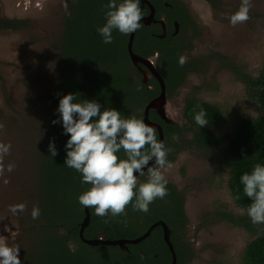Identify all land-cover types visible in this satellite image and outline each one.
Here are the masks:
<instances>
[{"label": "trees", "instance_id": "obj_1", "mask_svg": "<svg viewBox=\"0 0 264 264\" xmlns=\"http://www.w3.org/2000/svg\"><path fill=\"white\" fill-rule=\"evenodd\" d=\"M156 12V18L164 17L168 27L177 21L180 27L191 23L186 5L178 1L147 0ZM212 8L220 0H205ZM109 0H70L66 15L54 24L56 35L51 48L56 55L53 84L43 96L35 97L32 104L46 102L45 120L39 119L36 134L34 159L28 165L31 186L30 198L33 207H38V219L26 218V234L31 242L24 256L25 264H169L170 258L160 235L154 232L143 242L128 246L122 251L116 246L84 244L78 237V224L83 220V205L78 197L91 185L82 183V175L64 164L67 150L66 134L57 111L59 100L66 94H74V103L85 100L96 101L101 111L115 109L122 118L141 119L144 106L159 92L154 80L148 82L149 89L141 82L140 74L131 66L126 51L128 35L113 30V42L103 43L97 29L106 23L104 5ZM122 0H116L121 3ZM164 4L170 7H165ZM141 10L147 13L144 7ZM29 27L25 20L0 18V32H16ZM169 32V30H167ZM159 26L144 27L136 31L133 52L144 59L153 58L154 64L164 80L167 95L185 85L187 75L192 72L189 63L179 64L181 56L191 50L190 44L179 33L167 34L158 39ZM225 60V59H224ZM227 61V60H226ZM236 81L244 88L247 98L258 108L256 117H243L227 129L222 128L223 116L220 108L208 101L190 96L184 99L181 108L182 128L176 125L173 131H165L167 142L182 133L190 134L191 143L216 160L227 177V191L231 202H220L211 216V222H223L230 229L241 231L249 238L243 247L239 264H264V224L253 225L247 215L251 200L244 196L240 176L251 173L254 166L264 165V61L254 77L250 72L232 68ZM45 109V108H44ZM203 109L209 123L199 127L195 116ZM155 117L150 114V119ZM76 117L74 116V119ZM57 123L53 124L52 121ZM182 140V139H181ZM53 142L58 155L52 157L48 150ZM120 159H126L121 150ZM142 183V182H141ZM239 195L240 199L235 197ZM135 201L133 200V203ZM183 196L173 186L168 187L166 200L156 199L149 205L147 213L126 208V216L98 217L89 207V224L83 231L85 240L106 241L130 240L158 219L168 222L183 220ZM25 219V217H22ZM107 221V222H106ZM177 253L178 264H185L191 253Z\"/></svg>", "mask_w": 264, "mask_h": 264}, {"label": "rangeland", "instance_id": "obj_2", "mask_svg": "<svg viewBox=\"0 0 264 264\" xmlns=\"http://www.w3.org/2000/svg\"><path fill=\"white\" fill-rule=\"evenodd\" d=\"M177 1L186 5L193 24L183 28V35L191 41L186 58L192 61L193 70L167 102L166 117L182 126L181 108L190 96L217 105L223 129L243 117H256L258 108L247 98L232 68L254 77L262 68L264 0H252L250 20L235 27L228 17L239 9L241 0H220L215 8L205 0ZM65 4L68 8L69 0H0V18L29 24L20 31L0 32V123L4 124L0 143L11 144L10 154L4 158L5 168L15 165L12 172L5 171L0 177V238L8 246H19L21 264H25L23 258L31 242L25 230L33 209L30 191L34 182L28 165L35 157L34 130L37 132L39 119L47 118V103L31 102L53 84L56 55L50 42L57 34L53 33L57 31L54 24L67 12ZM181 139L182 149L172 167L161 171L185 195L188 223L184 240L196 252L191 264H239L249 238L223 222H211L217 204L231 202L226 174L216 160L191 143L189 133H182ZM20 203L26 210L13 215L9 206Z\"/></svg>", "mask_w": 264, "mask_h": 264}, {"label": "clouds", "instance_id": "obj_3", "mask_svg": "<svg viewBox=\"0 0 264 264\" xmlns=\"http://www.w3.org/2000/svg\"><path fill=\"white\" fill-rule=\"evenodd\" d=\"M64 7L67 8V4ZM252 7V0H241L239 9L228 17L229 23L235 27L249 21ZM104 8L107 9L106 23L97 29L103 43L113 42V30L129 35L140 29V21L144 17L140 0H122L119 4L116 0H109ZM186 62L187 58L181 56L179 64L183 66ZM74 99V94L64 95L59 100L57 111L64 132L69 134L64 164L81 173L82 183L91 185L78 197L79 203L94 208L98 217H106L109 213L112 217L126 216V208L130 204L133 211L147 213L151 203L168 195V181L161 170L172 167L167 159L169 149L163 141H158L157 130L140 119L122 118L115 109L101 111L96 101L74 103ZM195 122L199 127L209 123L203 109L195 116ZM3 130L4 124L0 123V132ZM173 139H176L175 135ZM10 149V143H0V177L5 171L10 173L15 169L14 164H8L7 168L4 165ZM48 150L52 157L58 155L51 141ZM121 150L126 159L118 157ZM153 158L154 166H148ZM145 168L148 179L140 183L138 177L145 175ZM3 182L7 184L8 180ZM240 184L244 196L251 200L246 210L251 223L264 224V165L257 163L251 173L242 174ZM235 199L239 200L240 196ZM25 210L23 203L9 206L13 215ZM39 215V208L33 207L32 218L38 219ZM19 252V246H8L0 238V264H21Z\"/></svg>", "mask_w": 264, "mask_h": 264}, {"label": "flooded vegetation", "instance_id": "obj_4", "mask_svg": "<svg viewBox=\"0 0 264 264\" xmlns=\"http://www.w3.org/2000/svg\"><path fill=\"white\" fill-rule=\"evenodd\" d=\"M170 1H177V0H170ZM69 2H70V0H69ZM178 2H180V1H178ZM140 5L142 7H144L146 9V11H147V13L144 14V17L142 19H147V18H149L151 16V10L149 8V5L153 8V13H152L153 17H152V19L149 21V23L141 22V25L144 26V27H151V26H155V25L159 26L160 33L156 34V37L158 39H164L167 36L168 33L172 37L177 36L179 33H182V35H183L184 25H183V27H180V25H179V23L177 21H173L172 24L170 25V27H168L164 17L160 16L159 19L156 18L155 8L147 0H145L143 4H141V2H140ZM164 6L165 7H170L167 4H164ZM176 24H177V26H176ZM167 30H169V32ZM135 34H136V31L134 33L133 41H134V38H135ZM128 38H129V35H128ZM184 38L186 39V42H188L190 44V42H191L190 39H187L185 36H184ZM133 41H132V47H133ZM127 42H128V39H127ZM126 46H127V44H126ZM126 51H127V47H126ZM132 52H133V49H132ZM189 52H190V50H189ZM188 53H187V55H188ZM187 55H185L184 57H187ZM138 57H140V56H138ZM140 58H142V57H140ZM156 58H157V55H155L153 58L145 59V60H148L152 64V67H154V71L160 76L159 71H158V69L156 68V66L154 64V60ZM142 59H144V58H142ZM129 62H130V60H129ZM187 62L189 63V66H190L191 71H192L193 70L192 61L190 59H187ZM130 64H131V62H130ZM131 66L134 67L135 70L140 74L141 82H142V84H144L145 88L149 89L148 82H150L151 79L154 80L157 83L158 88H159V92H158L157 96H155L153 99H151L144 106V108L142 110V116H141V119H140V120H142L143 119V112H144L145 107L152 100H154L155 98H157L160 95L161 87L158 84V82H157L155 76L153 75V73L148 68H145L141 64H138L137 66H133L131 64ZM191 73L192 72H190L187 75L186 79L189 77V75ZM161 79H162V77H161ZM162 82H163V85H164V102L161 105H159V108L150 109L148 111V121L150 122V126L154 127L157 130V139H158V141H163V143L165 144L166 148L169 149L167 159H168V161L171 164H173L175 162L177 156L179 155L181 149H182L181 137H180V140L173 139L171 142H167L169 137L166 136L165 131H168V132L170 131L171 132V131H173V128L176 129V125H178V127H181V128H182V126H179V124H177L173 120H171V119L166 117L165 107L167 105V102H170L169 100L171 99V96L177 90H179L181 88L175 90L170 96H168L167 95V91H166V86H165V83H164L163 79H162ZM151 113L155 115V117H153L152 119L149 118ZM159 130H160V132H159ZM148 166H154V158H153L152 161L149 162ZM138 179H139L140 183L141 182L144 183V182L147 181L148 174H147V170L146 169H145V175L138 177ZM170 186H173L175 191L177 193H181L182 196H183V201H184V204H183V220L178 221V222H168V221H166L164 219H158V220L154 221L153 223L149 224L139 236H137L134 239H130V240H136V239H139V238H141V237L146 235V237L139 242V243H141L144 240H146L147 238H150L154 232H157V234L160 235V238H161L163 244L166 246V249H167V251L169 253V258H170L169 264H172V258H173L172 254L175 257V259H174L175 260V264H178V257H177V253L176 252H178L179 250L182 253L183 260H185L184 254L187 257L188 254L191 253V258L188 261H185V264H191L193 262V260L195 259V257H196V252H194L193 248L187 242H185V240H184V235H185V231H186V227H187V223H188L187 216H186L185 211H184L185 195L176 186L175 183H173L171 181H168L167 189ZM166 196L163 198L164 200H166ZM82 210H83V214H84V206H83ZM88 210H89V207H88ZM83 219H84V217H83ZM89 220H90V216H89ZM81 222L78 224L79 229H80ZM79 229H78V237H79ZM82 236H83V233H82ZM164 238H167L171 248H169V246L166 244ZM99 239L100 240H104L102 237H100ZM130 240H127V241H130ZM139 243H137V244H139ZM137 244H135V245H137ZM103 246H105V245H103ZM128 246H134V245L127 244L125 246V250H122V251H127Z\"/></svg>", "mask_w": 264, "mask_h": 264}, {"label": "water", "instance_id": "obj_5", "mask_svg": "<svg viewBox=\"0 0 264 264\" xmlns=\"http://www.w3.org/2000/svg\"><path fill=\"white\" fill-rule=\"evenodd\" d=\"M144 1L145 0H140L141 4H143ZM149 8L151 10V16L149 18H147V19H142L140 22L149 23V21L152 19V17H153V14H152L153 13V8L150 5H149ZM176 26H177V24H176ZM134 33L135 32L129 34V38H128V42H127V46H126L129 60H130V62H131V64L133 66H137L138 64H141L145 68H148L153 73V75L155 76L158 84L161 87L160 95L157 98H155L154 100H152L145 107L144 112H143L142 121L150 126V122L148 121V111L150 109L159 108V105H161L164 102V85H163L161 77L154 71V67H152V64L148 60L142 59V58L138 57L136 54H134L132 52V41H133ZM159 132H160V130H159ZM88 223H89V210H88V207L84 206V219H83V221L80 224L79 238H80V240H82L83 243H85L86 245L91 246V247H94V246H97V245H105V246H116L120 250H125V246L127 244L135 245V244L139 243L142 239H144L146 237V235H145V236H143V237H141L139 239L130 240V241H127V240H113V241H106L105 240L104 241V240H100V239H98V240H84V238L82 236V233H83V230L87 227ZM164 240H165L166 244L169 246V248H171L167 238H164ZM172 257H173L172 258V264H175V260H174L175 257H174L173 254H172Z\"/></svg>", "mask_w": 264, "mask_h": 264}]
</instances>
